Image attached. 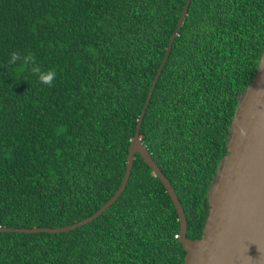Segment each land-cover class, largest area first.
I'll return each instance as SVG.
<instances>
[{"label":"trees","instance_id":"16d2710c","mask_svg":"<svg viewBox=\"0 0 264 264\" xmlns=\"http://www.w3.org/2000/svg\"><path fill=\"white\" fill-rule=\"evenodd\" d=\"M187 0H0V227L62 228L119 190ZM264 54V0H192L140 136L187 237ZM179 216L140 154L126 190L73 231L0 232V264H184Z\"/></svg>","mask_w":264,"mask_h":264},{"label":"water","instance_id":"95a60500","mask_svg":"<svg viewBox=\"0 0 264 264\" xmlns=\"http://www.w3.org/2000/svg\"><path fill=\"white\" fill-rule=\"evenodd\" d=\"M191 1L187 0L149 91L130 145L126 174L118 192L94 215L71 226L33 229L0 227V232L58 234L92 223L116 203L126 190L136 155L140 154L163 183L178 213V239L186 252L184 264H264V54L252 83L238 96V106L229 130L228 153L221 161L208 191L209 210L201 238L192 240L187 237L188 223L182 203L140 136L144 117Z\"/></svg>","mask_w":264,"mask_h":264}]
</instances>
